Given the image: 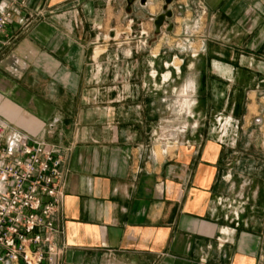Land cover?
I'll use <instances>...</instances> for the list:
<instances>
[{
    "label": "crops",
    "instance_id": "crops-1",
    "mask_svg": "<svg viewBox=\"0 0 264 264\" xmlns=\"http://www.w3.org/2000/svg\"><path fill=\"white\" fill-rule=\"evenodd\" d=\"M164 5L13 3L0 117L63 157L59 264H264V0H173L157 33ZM185 31L195 58L174 48Z\"/></svg>",
    "mask_w": 264,
    "mask_h": 264
},
{
    "label": "built area",
    "instance_id": "built-area-1",
    "mask_svg": "<svg viewBox=\"0 0 264 264\" xmlns=\"http://www.w3.org/2000/svg\"><path fill=\"white\" fill-rule=\"evenodd\" d=\"M15 0H0V37L14 17ZM34 18L28 19L30 24ZM182 45H192L185 31ZM187 87L182 95H192ZM181 115L190 116L182 101ZM185 108V109H184ZM185 123L154 137L152 156L166 157L180 143ZM63 157L57 150L0 117V264H59L65 246L57 245L55 216L64 197Z\"/></svg>",
    "mask_w": 264,
    "mask_h": 264
},
{
    "label": "rangeland",
    "instance_id": "rangeland-1",
    "mask_svg": "<svg viewBox=\"0 0 264 264\" xmlns=\"http://www.w3.org/2000/svg\"><path fill=\"white\" fill-rule=\"evenodd\" d=\"M174 43V48L176 49V50H178V51H180V52H182V53H189L190 54V56L193 58H195V57H197L202 51H196V49L195 48H193L192 47V45L190 46V47H188L187 45L186 46H183L182 44H181V42H173ZM140 46L141 47H144L145 45L144 44H140ZM176 99L175 98H173V99H171V101L170 102H172L173 103V101H175ZM183 105V107H186V111H187V107H189V104H187V103H184V104H182ZM225 122L226 121H217L216 122V127L217 128H222V129H225V128H227V127H229L228 125H229V123L228 124H225ZM234 122V121H233ZM170 123H173L174 125H176L177 124V121H175V120H171V122ZM185 125L187 126V128L188 127H191V126H193L194 125V123H193V120L192 119H189L188 121H185ZM234 125V124H233ZM239 128L240 129H242V122L240 121V124H239ZM239 131H241V130H239ZM235 138H237V137H235ZM240 138H241V135L239 134L238 135V138H237V143L240 141ZM256 138V137H255ZM229 139V138H228ZM231 139H232V137H231ZM259 139L261 140V138L259 137Z\"/></svg>",
    "mask_w": 264,
    "mask_h": 264
},
{
    "label": "water",
    "instance_id": "water-1",
    "mask_svg": "<svg viewBox=\"0 0 264 264\" xmlns=\"http://www.w3.org/2000/svg\"><path fill=\"white\" fill-rule=\"evenodd\" d=\"M173 0H165L164 8L162 9V13L155 17L154 19V26L157 33H161V28L168 24V21L171 20L174 16L172 9H170V5L172 4ZM145 5V1L142 2ZM173 27L172 25H168L166 32H172Z\"/></svg>",
    "mask_w": 264,
    "mask_h": 264
}]
</instances>
